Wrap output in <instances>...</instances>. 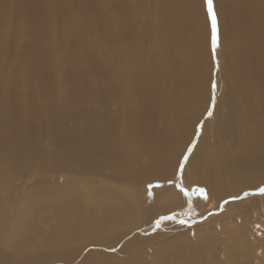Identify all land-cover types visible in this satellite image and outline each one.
<instances>
[{"label": "bare ground", "instance_id": "obj_1", "mask_svg": "<svg viewBox=\"0 0 264 264\" xmlns=\"http://www.w3.org/2000/svg\"><path fill=\"white\" fill-rule=\"evenodd\" d=\"M192 1L93 0L86 27L101 31L82 39L85 0H0V264H264V217L255 209L194 225L207 202L221 207L264 183V0H214L223 9L217 28L226 30L225 78L215 87L198 54L212 33L199 34ZM239 50L258 51L253 67L236 63ZM201 66L207 85L198 96ZM79 75L81 90L72 84ZM185 75L194 82L182 85ZM94 99L69 129L70 107L78 115V104ZM199 102L195 126L176 142ZM221 114L250 124L227 130ZM201 122L209 147L193 159ZM52 151L82 164L49 159ZM263 203L230 202L223 214Z\"/></svg>", "mask_w": 264, "mask_h": 264}, {"label": "rangeland", "instance_id": "obj_2", "mask_svg": "<svg viewBox=\"0 0 264 264\" xmlns=\"http://www.w3.org/2000/svg\"><path fill=\"white\" fill-rule=\"evenodd\" d=\"M87 3H88V6L90 7H88L89 9H91V11L90 12H88V13H85V14H83V13H80L81 15H83V21L84 20H87L86 21V23L84 24V25H82V27L84 28V29H82L81 28V30L82 31H85V35H83L82 34V39H85V37L86 38H89L90 37V39H91V37L93 38V34H94V32H97V30H98V32L97 33H100V31H101V27H99L100 26V24H98L97 25V23H93V24H96L95 25V27H92L91 25L90 26H87L86 27V25H88V24H90L88 21L90 20V19H92L93 18V16H92V13H93V11H95L94 10V8L93 7H95V8H97L95 5H94V2H93V0H91V4H92V6L90 5V1L89 0H85ZM142 2L144 1V0H141ZM203 1H204V4H203ZM193 2V5L195 6V10L193 9V13L196 11V12H198V13H194L195 14V18L197 19V22H198V25L199 26H197V28H199L200 30H199V34H201L203 37H206V39H207V37L209 38L210 36H211V33H212V27H211V17H210V15H209V12H208V8H207V3H206V0H193L192 1ZM213 2H214V0H213ZM216 2H217V0H216ZM216 2H214V4H213V11L214 12H219L220 14H222V7H221V5L219 4V3H216ZM219 4V5H218ZM216 7V8H215ZM87 8V9H88ZM196 8H197V10H196ZM202 8H204V10L202 9V11H200ZM93 9V10H92ZM72 10V9H71ZM207 10V11H206ZM73 11H77V10H74L73 9ZM205 12L207 13L208 12V14L206 15L205 14ZM91 14V15H90ZM199 14V15H198ZM192 15V14H191ZM77 16L79 17V14H77ZM90 18H89V17ZM205 16V17H204ZM192 17V16H191ZM87 18V19H86ZM195 19L193 18L192 19V21H194ZM205 20V24L209 27L208 28V32L207 31H205V29H204V21ZM80 22V24H83L82 23V20H79ZM231 21H234V20H231ZM200 22V23H199ZM202 23V24H201ZM243 30H244V33H245V35L246 36H244L243 38V41H245L247 38L246 37H250V35H249V33H246V31H247V29H246V24L245 23H243ZM98 29H97V28ZM201 27H203V28H201ZM238 27V26H237ZM94 28H95V30H94ZM245 28V29H244ZM91 29V30H90ZM201 29H204V30H201ZM209 29H210V31H209ZM218 29V28H217ZM87 30V31H86ZM89 30V31H88ZM226 32V30H225V28L223 29L222 28V26L218 29V33H219V37H220V41L218 40V47L216 48V50H215V54L213 53V45H212V37H211V39H207L208 41H209V43H207L206 45H201L202 44V42L201 41H199V44H198V54L200 55L199 57H201L200 59L198 58V57H196V59L198 58L199 60H197V61H199V62H201L203 65L207 62L208 64H207V66H208V69L210 70V68H212V72L211 71H208V74H209V76H210V79H209V82H208V85L210 86V83L211 84H213V86L215 87V85L217 86V80H218V82L219 83H223V80H224V78H225V74H224V61L220 58V53H222V52H224V50L226 49V44L224 43V40H223V38L225 37V33ZM86 33H87V35H86ZM92 35H91V34ZM103 33V32H102ZM206 34H208V35H206ZM231 35H232V33H231ZM234 35V34H233ZM232 35V36H233ZM88 36V37H87ZM235 36V35H234ZM235 39H237L236 37H235ZM254 39H255V37H254ZM240 40L239 39H237L236 40V42H235V47H237L238 49H240V44H242L243 43V41L241 42H239ZM238 42V43H237ZM251 42V41H250ZM222 43H223V45H222ZM208 44L210 45V46H208ZM212 45V46H211ZM205 47H206V50H204L205 49ZM203 48V49H202ZM199 49H201V52H200V50ZM210 49V50H209ZM220 50V51H219ZM209 51V52H208ZM210 51H212V54H211V52ZM256 50H253V52L252 51H250V50H248V53H247V55H246V53H244L242 50L240 51L239 50V53L241 54V56L238 54V56H239V58H238V60H237V62L236 63H242V64H247L246 62L247 61H249L248 62V64H249V66L250 65H252V66H250V67H253V65H254V61L252 60L253 58H256L257 56H260V55H256L255 53H257L258 51H256ZM204 52H205V54H207L208 56L207 57H209L208 58V60H206L205 61V59L207 58H205V55H204ZM207 52V53H206ZM217 52V53H216ZM226 52V51H225ZM200 53H202V54H200ZM255 55L254 57H252V55ZM254 53V54H253ZM243 54H244V56H243ZM248 54H250V56L248 55ZM204 59H203V58ZM244 57V58H243ZM211 58H212V61H210L211 60ZM90 59V58H89ZM209 61V62H208ZM92 62V61H91ZM203 62H205V63H203ZM262 62L264 63V59L262 60ZM250 63H253V64H250ZM211 64H212V66H211ZM222 64V65H221ZM73 66V64H68V71H69V77L70 78H72V75H73V73H74V67H71V66ZM219 66V67H218ZM204 68H205V66H201V69H202V71L200 72V76H198V79H195V83L197 84H199L200 86H199V88H198V91L200 92V93H198V96H201L202 95V85L204 86L205 84L207 85V83L205 82V80L204 79H202L203 77L202 76H205L204 74H205V70H204ZM200 69V70H201ZM264 69V68H263ZM262 69V70H263ZM203 70H204V72H203ZM219 71V72H218ZM201 73H203V74H201ZM214 73V74H213ZM223 73V74H222ZM70 74H72V75H70ZM74 74H76V73H74ZM222 74V75H221ZM211 75H212V78H211ZM220 77H219V76ZM241 76V75H240ZM81 77V75H79L76 79H73V83L72 84H74L76 87H77V89L79 88H81L82 89V87L81 86H83V84H84V79H82V78H80ZM199 77H201V78H199ZM223 77V78H222ZM191 78L189 77V76H187V75H185V76H183V77H181L180 78V81H181V84L182 85H186V83H188V82H194L193 80H190ZM217 79V80H216ZM198 80V82H196ZM200 80H202V81H200ZM203 81H204V83H203ZM212 81L214 82V83H212ZM78 82V83H77ZM82 82V83H81ZM201 82H202V85H201ZM224 84H227L226 82L224 83ZM81 85V86H80ZM165 86V88L167 89V92H168V90L169 91H171L170 93H171V95H173V92L175 91V90H173V89H175V88H172V86H167L166 84L164 85ZM176 87V86H175ZM80 89V90H81ZM77 95H79L78 93L77 94H75V93H73L72 94V96H70V98L72 99V100H75V99H77V101L78 102H80L81 100H82V97L79 95L77 98H76V96ZM175 95V94H174ZM212 95H213V91H212ZM197 97V96H196ZM200 98L201 97H198V99L197 100H200ZM213 98H214V95H213ZM95 104H96V100L94 99L92 102H88L83 108H82V103L81 104H78V106L79 105H81V106H79L80 108H81V110H80V115L78 114V115H74V113L72 112L73 111V107L71 106L70 107V109H69V111H70V117L68 118V127H69V129H71L73 126H74V122L75 121H77V122H79V121H81V119H83V118H86L87 117V115L89 114L88 112L89 111H87V109L88 110H92V108H94L95 107ZM196 106H198V107H196ZM225 106H226V104H225ZM232 107V106H231ZM233 108V107H232ZM85 109H86V111H85ZM226 109H228L227 108V106H226ZM257 109L260 111V113L262 114H264V106L262 107L261 105H259V106H257ZM202 109H201V103L199 102L198 103V105H192V111H191V113H192V116H188V117H185L184 119H183V122H181V124H180V127H179V129H180V131L178 132V134H176V136H175V139H177L176 140V142H178V141H181V142H184V140H185V138H186V136H187V134H186V132H188V130L190 129V131L193 129L192 128V126H195V124H194V122L192 121V118H193V115H195L197 112H199V111H201ZM195 111V112H194ZM226 112H228L229 111V109H228V111L227 110H225ZM224 111V112H225ZM263 111V112H262ZM230 112V111H229ZM83 115V116H82ZM239 115V113L237 112L236 113V117ZM74 116V117H73ZM79 117V119H78V117ZM73 117V118H72ZM76 117H77V119H76ZM220 117L223 119V120H226L227 119V125H228V129L227 130H230V127H234L235 126V121H237V120H239L238 121V125H239V130L241 131V129L243 128V127H247V126H249L248 124H250V123H248V121L250 120V117L249 118H243L242 119V117L240 118V119H233L232 118V121H231V117H226L224 114H221L220 115ZM244 117V116H243ZM207 118V117H206ZM73 119V120H72ZM208 119V118H207ZM69 123H70V125H69ZM234 123V124H233ZM210 125V124H209ZM245 125V126H244ZM198 127L200 128V131H199V133H197V134H199V136H197V138L196 139H198L197 141H198V143L195 145V147H197V148H195V150L190 154V157H193V159H200L199 157H201V156H203V157H201V159H204L205 158V150H207V148L209 147V146H206L207 145V134L206 133H208V132H206V130H209V129H206L205 127H207V128H209L208 127V125H206V123H205V125H204V123L203 122H201V124H199L198 125ZM197 127V128H198ZM217 127V131L219 132V133H223V132H221V130H222V124L220 125V126H216ZM77 129V128H76ZM201 130H203V131H201ZM210 131V130H209ZM210 133H213V132H210ZM203 134V135H202ZM181 135H183V137L181 136ZM223 138V141L228 145L229 144V142H228V140H225V137L224 136H222ZM184 138V139H183ZM222 141V143H223V146H227L224 142ZM227 141V142H226ZM234 143L235 142H238L236 139H234V141H233ZM203 143V144H202ZM202 144V145H201ZM44 145H46V144H44ZM43 145V146H44ZM200 145V146H199ZM178 147V145L174 142V147ZM185 149V148H184ZM196 149H197V151H196ZM263 151V152H262ZM262 151L260 150L259 152L261 153H263L264 154V148L262 149ZM194 152H196V155H195V153ZM260 154V155H263V154ZM48 154H49V152H48ZM78 156H82L83 157V155H81V154H77ZM55 156V157H54ZM69 156V157H68ZM196 156V157H195ZM199 156V157H198ZM189 157V159H188V161H192V159ZM57 159V160H60L61 161V159L63 160V162L64 163H66V164H70L71 166H74L75 168H79L80 167V164H82L81 162H80V159H76V158H74L73 156H70L69 154H67V155H65L63 158L62 157H59L58 158V156H56V153L54 152V151H52L51 153H50V156H49V159ZM61 158V159H60ZM68 159V160H67ZM65 160H67V161H65ZM79 160V161H78ZM80 163V164H79ZM120 168H124V164L123 163H121L120 164ZM103 167L102 166H99L98 168H97V170L95 171V173H97V174H102L103 173ZM24 171H19L20 173H22V175H21V177H20V180H19V182L21 183V182H23V180L25 179V175H26V173H27V170L26 169H23ZM133 171V167L131 168V170L130 171H127L126 172V174L124 173L123 174V177H119V179H121V178H123V180H122V182L123 181H126L127 182V180H128V177L130 178L132 175L130 174L131 172ZM26 172V173H25ZM125 179H127V180H125ZM141 185V184H140ZM219 187H217V188H221L222 186L221 185H218ZM261 186V188H264V183L262 184V185H260ZM238 188H240V187H238ZM260 188V189H261ZM242 196H233L234 198H227V199H225L224 200V202H223V207L221 206H216V202L215 203H212L211 201H210V203L209 202H207L206 203V205H207V208H206V211H204V214L202 215V214H200L199 215V217H201V218H199L200 220L199 221H195V224L194 225H198V224H202V223H205V222H208V221H210V222H212L213 220H219V219H224V218H231V217H235V216H239V215H244L245 213H247L249 210V208L250 209H255L258 213H256V215H258V214H260L262 217H264V208L262 207H255L254 205L253 206H246L245 208H243V209H241L240 211H237V212H233V213H224L223 214V211L224 212H227V211H230V207H228V209L229 210H227L226 209V206L225 205H228V203H230V202H233V203H235V201H244V202H247V201H249V200H251L252 198H256V199H259V197H260V199H264V193H261L260 191H259V188L258 189H253V188H248V190H246V191H244L243 192V194H241ZM261 202V201H260ZM264 204V203H263ZM246 210V212H245V210ZM243 210H244V212H243ZM254 212V211H253ZM194 213H198V210H196ZM239 214V215H238ZM255 214V213H254ZM202 215V216H201ZM229 216H231V217H229ZM215 218V219H214ZM166 223V222H165ZM185 223V222H184ZM186 224V223H185ZM166 225H169V224H166ZM162 227H160V226H155V227H153L152 228V230H149L148 231V233L150 232V233H152V234H154V233H156V232H158L160 229H161ZM154 229V230H153ZM163 230H170L168 227H163Z\"/></svg>", "mask_w": 264, "mask_h": 264}, {"label": "snow or ice", "instance_id": "obj_3", "mask_svg": "<svg viewBox=\"0 0 264 264\" xmlns=\"http://www.w3.org/2000/svg\"><path fill=\"white\" fill-rule=\"evenodd\" d=\"M207 8L209 15L211 17V27H212V45H213V53L215 54V50L218 47V29H217V17L215 12L213 11V0H206ZM201 191H204L201 189ZM261 193H264V188L259 189Z\"/></svg>", "mask_w": 264, "mask_h": 264}]
</instances>
